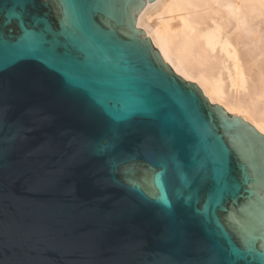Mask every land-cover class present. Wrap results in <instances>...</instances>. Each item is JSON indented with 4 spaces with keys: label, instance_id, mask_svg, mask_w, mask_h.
I'll use <instances>...</instances> for the list:
<instances>
[{
    "label": "water",
    "instance_id": "water-1",
    "mask_svg": "<svg viewBox=\"0 0 264 264\" xmlns=\"http://www.w3.org/2000/svg\"><path fill=\"white\" fill-rule=\"evenodd\" d=\"M156 0H0V264H264V136L136 27Z\"/></svg>",
    "mask_w": 264,
    "mask_h": 264
},
{
    "label": "bare ground",
    "instance_id": "bare-ground-1",
    "mask_svg": "<svg viewBox=\"0 0 264 264\" xmlns=\"http://www.w3.org/2000/svg\"><path fill=\"white\" fill-rule=\"evenodd\" d=\"M136 27L174 74L264 136V0H156Z\"/></svg>",
    "mask_w": 264,
    "mask_h": 264
},
{
    "label": "rangeland",
    "instance_id": "rangeland-1",
    "mask_svg": "<svg viewBox=\"0 0 264 264\" xmlns=\"http://www.w3.org/2000/svg\"><path fill=\"white\" fill-rule=\"evenodd\" d=\"M178 76V75H177ZM184 80V79H183ZM188 82V81H187Z\"/></svg>",
    "mask_w": 264,
    "mask_h": 264
}]
</instances>
